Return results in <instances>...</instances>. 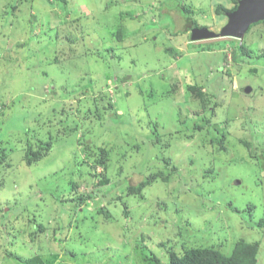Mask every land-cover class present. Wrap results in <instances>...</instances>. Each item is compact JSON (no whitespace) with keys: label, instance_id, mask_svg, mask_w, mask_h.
I'll list each match as a JSON object with an SVG mask.
<instances>
[{"label":"rangeland","instance_id":"obj_1","mask_svg":"<svg viewBox=\"0 0 264 264\" xmlns=\"http://www.w3.org/2000/svg\"><path fill=\"white\" fill-rule=\"evenodd\" d=\"M177 3L214 32L234 5L0 0V264H165L239 238L264 264V23L193 41Z\"/></svg>","mask_w":264,"mask_h":264},{"label":"trees","instance_id":"obj_2","mask_svg":"<svg viewBox=\"0 0 264 264\" xmlns=\"http://www.w3.org/2000/svg\"><path fill=\"white\" fill-rule=\"evenodd\" d=\"M233 2V6L231 8H226L225 6L218 4L215 8V11L218 15L222 16L225 12L233 11L236 6L238 0H230ZM61 3H65L64 1ZM172 8H175L180 15L184 17L185 28L190 30L191 27H198L196 20L191 16V10H189L186 6L177 3L173 5ZM123 15L129 16V12L123 11ZM260 22V21H259ZM264 23V20H262ZM121 36V32L118 30L117 37ZM242 52L245 51V46L241 44V47L238 48ZM187 90L191 94L193 99H199L203 95V90L201 87L197 85H188ZM159 138V137H158ZM157 138V140H158ZM42 153L33 152L31 147L28 146L24 152L25 163L30 165L32 161L38 160L41 158ZM163 160V158H162ZM164 168L167 167L168 161L164 159ZM170 171V170H169ZM160 177L165 182L168 180L167 178V170H159L158 172L151 173L145 177H143L137 184H133L129 186V191L132 192H140L143 187L150 184L153 180ZM236 210V208H233ZM258 242H251L245 240L243 238H239L235 241L234 246L230 254H224L219 249H215L212 247H193L187 248L182 252H176L171 249H168L167 262L165 264H257V254H258ZM147 251L146 256L148 258L153 257L152 254H148ZM19 262H23L22 259L17 258ZM155 261L158 262V259L155 258ZM28 262L30 264H43L34 262L33 258H29ZM159 264V262H158Z\"/></svg>","mask_w":264,"mask_h":264},{"label":"water","instance_id":"obj_3","mask_svg":"<svg viewBox=\"0 0 264 264\" xmlns=\"http://www.w3.org/2000/svg\"><path fill=\"white\" fill-rule=\"evenodd\" d=\"M226 22L218 32L201 26L191 27L190 39L193 41L214 37H235L242 39L249 26L264 20V0H238L233 11L225 12ZM245 91H250L247 86Z\"/></svg>","mask_w":264,"mask_h":264}]
</instances>
